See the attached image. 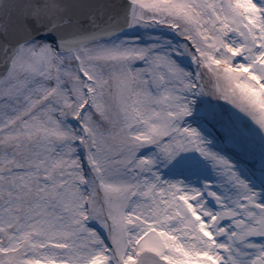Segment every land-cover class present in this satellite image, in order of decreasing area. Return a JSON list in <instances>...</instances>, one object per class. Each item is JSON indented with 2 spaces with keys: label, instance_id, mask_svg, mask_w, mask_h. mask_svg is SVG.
I'll return each mask as SVG.
<instances>
[{
  "label": "snow or ice",
  "instance_id": "obj_1",
  "mask_svg": "<svg viewBox=\"0 0 264 264\" xmlns=\"http://www.w3.org/2000/svg\"><path fill=\"white\" fill-rule=\"evenodd\" d=\"M198 92L264 129V0H0V264H264L260 190L182 124ZM187 150L218 179H164Z\"/></svg>",
  "mask_w": 264,
  "mask_h": 264
},
{
  "label": "rangeland",
  "instance_id": "obj_2",
  "mask_svg": "<svg viewBox=\"0 0 264 264\" xmlns=\"http://www.w3.org/2000/svg\"><path fill=\"white\" fill-rule=\"evenodd\" d=\"M129 33L139 35L142 42H150V34L153 33L180 40L174 31L165 26L137 27L129 30ZM180 62L185 67L193 66L188 56H183ZM191 108L182 124L196 127L208 146L227 156L237 171L264 197V129L229 101L207 92L195 93ZM247 139L255 142L256 147ZM152 150L151 146H146L141 149V154ZM155 167L164 179H182L198 187L205 180L218 179L211 164L196 150L182 151L171 161L158 159ZM214 187L220 190L217 185Z\"/></svg>",
  "mask_w": 264,
  "mask_h": 264
}]
</instances>
